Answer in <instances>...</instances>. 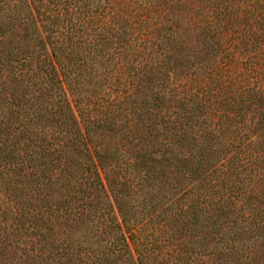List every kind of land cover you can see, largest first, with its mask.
Segmentation results:
<instances>
[{
	"label": "trees",
	"instance_id": "1",
	"mask_svg": "<svg viewBox=\"0 0 264 264\" xmlns=\"http://www.w3.org/2000/svg\"><path fill=\"white\" fill-rule=\"evenodd\" d=\"M0 264H264V0H0Z\"/></svg>",
	"mask_w": 264,
	"mask_h": 264
}]
</instances>
